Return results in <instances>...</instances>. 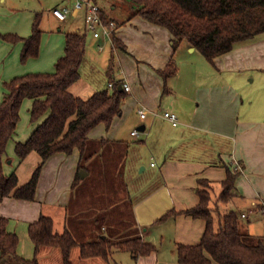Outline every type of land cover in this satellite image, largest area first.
Returning a JSON list of instances; mask_svg holds the SVG:
<instances>
[{"label": "crops", "instance_id": "obj_1", "mask_svg": "<svg viewBox=\"0 0 264 264\" xmlns=\"http://www.w3.org/2000/svg\"><path fill=\"white\" fill-rule=\"evenodd\" d=\"M67 1L57 0L52 8L66 4ZM91 1L99 3L108 18L119 23L114 37H117L126 49L113 48V41H107L106 45L103 38L95 37L85 23L84 12L72 15L75 19H84V29H81L83 26L79 25V21L76 30L86 32L87 49L81 66V77L70 87V91L76 96L88 98L97 90L110 87L109 67L112 60L113 77L131 86L128 97L123 101L122 113L114 119L110 128H107L105 123H100L88 134L89 147L100 146L104 153H96L87 161V165L81 159L78 148L72 154H54L43 167L35 199H18L13 196L0 198V214L10 218V229L16 231L21 240L23 236L28 241L29 223L38 220L42 214L50 215L55 220L56 211L70 208L72 190L81 164L86 166L85 177L93 171L88 165H100H95L99 157L108 159L110 156H121V162L126 159L130 180L137 174H143L148 180L147 188L136 185L142 192L132 202V207L137 224L136 234L145 241L154 243L156 250L148 255L115 250L107 261H113V264H181L178 260L177 245L199 243L207 226L204 218L184 213V210L199 202L197 187L201 179L220 182L227 177L228 168L241 169L232 191L233 195L230 201L224 203L232 202L237 207H249L248 211L252 214L245 208L241 210V217L246 214L244 218L251 216L259 220L260 214L257 210L264 214V103L256 104L251 96L247 100L237 87L229 83L231 81L218 80L219 74L225 70H264V33L253 39L238 42L232 51L217 57L215 63H211L215 71L211 83H200L195 76L192 84L198 90L196 100L199 102L191 109L187 107L186 111L175 106L174 109H166L165 111L175 112L179 116V124H172L174 128H169L168 119L159 113L164 96L170 94L176 102L179 97L190 99V95L182 91L181 87L189 85L191 80L187 75L192 73L185 71L183 60L177 56L183 42L175 49L173 34L167 27L139 15L133 16L134 9H123L121 4L125 2ZM46 4V0H0V102L6 92L5 82L25 73L54 71L57 60L65 53L67 31L64 32L60 28L58 32L42 28L40 53L27 61L22 60L23 41L13 43L2 37V34L9 33L29 37L38 13L41 12L44 21L42 9ZM52 8L49 9L50 13ZM89 33L92 34L90 44L96 54L88 52ZM186 47L195 53L198 51L188 43ZM173 56L178 61L179 70L168 80L169 90L165 92V82L159 70L165 68ZM98 61L104 67L109 80L108 85L102 88L97 87L101 81L93 77V66ZM246 101L248 107H245ZM23 104L31 107L32 100L26 99ZM144 111L146 116L142 117L141 113ZM159 116L165 120L159 119ZM130 121V129L126 132L125 124L128 125ZM143 125L145 129H141L139 135H134L133 131ZM34 128L31 120L28 125L20 120L5 155V172L10 174L16 171L20 185L30 180L42 160L37 151H32L23 160H20L15 152L16 143L28 139ZM103 140L105 142H102ZM138 177L142 178L141 175ZM218 191L219 188L216 192ZM171 210L178 213L159 221ZM19 227L23 230V235L18 232ZM248 230L255 235H264V228L262 231H252L250 228ZM92 240L94 239L86 241ZM21 244L22 242L19 252L24 255L27 244ZM32 247L34 251V243ZM47 248L42 247L38 253L40 264L43 257L49 258L59 253L51 247L49 250ZM120 251L123 256L116 259L114 255ZM83 261L86 264L104 262L99 257L84 258ZM1 264L15 263L5 258ZM212 264L219 263L213 260Z\"/></svg>", "mask_w": 264, "mask_h": 264}, {"label": "trees", "instance_id": "obj_2", "mask_svg": "<svg viewBox=\"0 0 264 264\" xmlns=\"http://www.w3.org/2000/svg\"><path fill=\"white\" fill-rule=\"evenodd\" d=\"M139 15L155 24L167 27L173 34L174 48L182 42L195 47L211 62L232 51L238 42L250 40L264 33V0H129ZM105 20H109L102 10ZM42 14H37L29 37L18 34H2L7 41L24 42L22 60L37 57L40 53L43 29ZM113 48L126 49L117 38ZM87 49V34L81 30L66 32L65 53L57 60L51 72H30L4 83L6 92L0 102V198L13 196L34 200L41 172L46 161L56 153L72 154L80 150L81 159L89 161L97 152L89 147V132L100 123L110 128L114 119L122 113V104L128 91L119 88L120 80L113 77L114 62L109 67V80L114 86L97 90L88 98L74 95L70 87L80 79L81 66ZM179 70L173 56L168 65L160 69L169 90L168 80ZM26 99L32 100L30 120L35 128L25 141L16 143L15 152L20 160L32 151L41 154L42 160L32 177L20 185L16 171L8 174L4 169L5 155L21 120V109ZM102 142H105L104 140ZM101 142V143H102ZM81 164L74 186L81 179ZM241 169L228 168L227 177L214 182L201 179L197 187L199 202L184 213L207 222L202 239L197 244L177 245L181 264H264V235L252 234L241 224V214L234 209L223 211L221 203L230 201ZM217 188L220 191H217ZM171 210L159 221L176 215ZM10 218L0 214V264L8 258L15 264H40L38 253L44 246L61 250L64 264H73L72 250L79 246L82 258L102 257L110 259L115 250L131 251L136 255H148L156 250L154 243L138 235L127 238L98 236L92 241H79L66 228L55 229L52 216L42 214L28 225V234L34 243L35 256L29 258L19 252L21 242L16 231L10 229ZM121 236V235H120Z\"/></svg>", "mask_w": 264, "mask_h": 264}, {"label": "rangeland", "instance_id": "obj_3", "mask_svg": "<svg viewBox=\"0 0 264 264\" xmlns=\"http://www.w3.org/2000/svg\"><path fill=\"white\" fill-rule=\"evenodd\" d=\"M46 1L47 4L44 5L42 9L44 11L43 15L45 18L44 21L42 20L43 23L41 25V28L45 29L46 31L54 30L58 32L59 28L62 29L64 32L71 30L74 31L77 29V22L79 21V25L83 26L82 20L84 19L82 17H80V19L78 20L72 16H69L64 21L59 20L55 15H53L52 10V13H50L49 10L57 2V0ZM110 1H114L115 3L125 2L124 4H121L123 6V9L133 11L132 3L129 0ZM73 3V0H68L66 4L72 6ZM121 5L119 4V6ZM34 6L37 7L36 5ZM81 29H84V26ZM91 35L92 34L89 33L88 52L90 54V51H92L94 54H96L90 44L92 39ZM186 45L187 43L184 41L181 45V48L179 49L177 56L183 60V67L185 71L188 70L192 73V75H187L191 80L189 82V85L181 87L183 89L182 91L190 95V99L187 100L186 98L179 97L177 99V103L176 101H174V99H172V95L166 94L164 96V102L162 103V109L159 112L160 115H163L166 109H174V106L186 111L198 104L199 100H196L198 90L194 86V84H192L195 79V76L200 83L206 82L209 84L213 80V73L215 74V71H213L214 69H212L211 67V62L202 54L201 51L198 50L195 53L194 51H191L190 48L188 49ZM105 72L106 71L104 67H102L100 61H98L93 66V77L98 78L101 81L100 84L97 86L99 88L108 85L109 80ZM218 80H221L222 82L231 81L229 83H232L233 87H237L242 92V94L245 95L247 100L248 97L251 96L253 97V100L256 101V104L264 103V70H225L224 72L219 74ZM246 103L247 105H245V107H248V101H246ZM29 107L30 106H28L27 104H23L21 109V121L23 124L26 123V125L30 124V113L28 110ZM187 107L189 108L187 109ZM262 110H264V108ZM159 119L165 120L162 119L160 116ZM131 122L132 121H130L128 125L125 124L126 132L130 129L129 126ZM167 123L169 124V128H174L169 120H167ZM226 141L228 142L227 139ZM225 145H227V143ZM91 149L96 151L98 154L104 153V150L100 146L94 145ZM119 159L120 161H117ZM121 159V156L120 158L110 156L108 159H103L102 157H99L97 160L98 162L96 161L97 163L95 165H100H98L97 167L91 166L92 168L88 165V168L93 169V171L90 175L88 174L85 177L81 176L79 183L74 186L72 190L70 208H63L62 211L58 210L54 213L55 229L57 231L62 232L67 227L68 229H71L74 232L75 237L79 241L96 239L98 236L101 235H108L112 238L116 237V239H119V237L127 238L129 237V235H137L135 230L137 224L135 221L132 202H134L135 199H137L139 197V194H141L142 192V189L137 188L136 185L138 184L141 185L140 187L144 186L145 188H147L148 180L144 177L143 174H137L136 177L130 180L128 178L125 164L126 159L124 158L122 162ZM147 163H150L149 158ZM85 165H87V162H85ZM82 170L87 171L83 168L80 170V174ZM154 170H157V168H154ZM139 175H141L142 178L139 179ZM235 199H237V197H235ZM258 200L260 201V199ZM221 208L223 211L236 209L240 214L241 210L245 208L247 209V212L249 214H252L250 213V211H248L250 209L249 207H237L232 202L223 203ZM257 212L260 214L258 217L259 220H255L251 216H249L248 218L241 217V224L244 228H250V230L252 231H257L261 229L260 231H262V229L264 228V214L260 213L258 210ZM257 212H255L254 215H256ZM253 226L255 227L253 228ZM18 232H21V235H23V230L20 227L18 228ZM21 242L22 246L27 244L24 255L29 258L34 257L35 253L32 250V241H30V239L26 241V238L22 236ZM49 248L50 247H48L47 250H49ZM51 248L53 250H58V255L54 254L52 257L49 258H44L42 256V264H64L61 250L56 247ZM122 254V251H120L117 252L114 256L116 259H119L123 256ZM72 256L73 257L71 259H73L74 261L73 264H86L85 261H83L84 258L81 257L79 246L73 249ZM99 258L104 261L103 264H113V261H107L102 257Z\"/></svg>", "mask_w": 264, "mask_h": 264}, {"label": "built area", "instance_id": "obj_4", "mask_svg": "<svg viewBox=\"0 0 264 264\" xmlns=\"http://www.w3.org/2000/svg\"><path fill=\"white\" fill-rule=\"evenodd\" d=\"M73 5H60L53 8V14L61 21L66 20L69 16L78 15L81 12H84V19L88 29L93 33L97 38H103L106 42L111 40L113 41L116 32L119 29V23L114 19L105 20L102 14V6L91 0H73ZM104 44L100 46L102 49ZM123 87L127 90H131L129 83H122ZM110 87L114 86V82H110ZM142 117L146 116V112L141 113ZM163 116L172 122L173 125L179 124V116L177 113L172 111H165ZM141 131L135 129L133 131L134 135H139ZM155 163H152L154 165ZM245 217L246 214H243Z\"/></svg>", "mask_w": 264, "mask_h": 264}, {"label": "water", "instance_id": "obj_5", "mask_svg": "<svg viewBox=\"0 0 264 264\" xmlns=\"http://www.w3.org/2000/svg\"><path fill=\"white\" fill-rule=\"evenodd\" d=\"M119 88L122 90V89H123V85L120 84ZM141 129L144 130V129H145V125H143L142 127H139V130H141ZM142 170H143V168H142ZM85 173H86V171H83V170H82V172H81V176L84 177ZM104 237H105V236H104Z\"/></svg>", "mask_w": 264, "mask_h": 264}]
</instances>
